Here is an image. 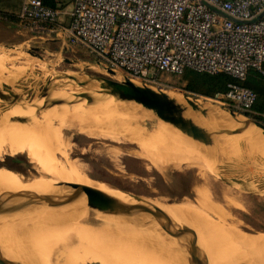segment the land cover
<instances>
[{
    "label": "rangeland",
    "instance_id": "obj_1",
    "mask_svg": "<svg viewBox=\"0 0 264 264\" xmlns=\"http://www.w3.org/2000/svg\"><path fill=\"white\" fill-rule=\"evenodd\" d=\"M66 1L71 0H61V4ZM21 2L22 0H7L9 19L5 24H0V95L6 98V100L0 99V170H19L22 177L54 175L46 171L51 166L54 170L66 175H72L74 172V175L78 174V178L81 177L90 184L109 185L122 193L138 196L159 209L162 208L163 212L170 211L167 212L169 215L164 213L168 218L169 216L173 218L171 213L176 212L174 214L176 219H174L177 220L178 217L181 223L178 220L174 223L189 227L188 234L192 232L191 238L186 237L187 233L184 237L189 241L194 236L195 241L192 239L190 243L188 242L197 249H194V252L198 255L199 249L202 251L207 248L205 250L209 254L205 253V250L202 251L201 256H204L198 255L200 262L197 261V264H264L263 244L260 249L249 250L248 253L235 250L231 241L234 231L231 232V227L236 229L234 232L241 239L255 241V238L264 237V138L261 139L262 135L260 140L248 137L243 133L247 129L245 127V130L240 129L238 125L240 122L237 121L240 118L247 121L251 119L242 114L234 115L226 110L215 96L206 97L188 91L190 72H184L179 76L162 75L156 84L131 80L136 85L162 91L166 95H179L184 102L187 97L199 106L196 112L190 113L201 125L193 119L191 121L210 135L212 144L206 146L197 140L193 141V138L175 127L161 123L157 116L158 121L150 118L143 110L102 90L105 84L103 79L118 83L126 77L119 70L115 75H111L103 66H97L95 59L87 51L68 43L67 33L63 29L68 24L69 10L59 13L58 23L50 31L35 33L26 26L19 25L15 18ZM254 74L251 72L247 79L257 81ZM260 84L264 86L263 82ZM71 87L83 90V93L71 94ZM42 88H47L46 92H43ZM85 88H89L87 91L94 93L96 97L84 93ZM99 90L101 91L98 92ZM16 96L18 99L14 102L13 98ZM187 106L191 109V106L188 104ZM205 107L211 109L207 111ZM202 111H205V116L202 115ZM127 112H133L134 117ZM115 116L119 117V119L116 117L117 121H114ZM65 119L68 120L67 124ZM77 123L80 124L77 125ZM126 124H132L138 128ZM229 128L236 129L231 132L240 131L237 132L238 136L236 137L235 133L233 135ZM122 129L127 130L125 132ZM115 131L119 136L115 134ZM244 134L249 139L242 136ZM148 135L153 137L154 147L149 145L150 148H146L145 143L141 144ZM151 147L154 153L150 152ZM162 151H164L163 154ZM179 156L189 161L190 166L186 167L181 163ZM46 161L50 162L51 166H48ZM174 162L178 163L175 169L172 168ZM191 165L197 167L193 168ZM162 170L168 172L166 177L160 173ZM50 180L53 184L58 181L60 184L67 183V179L64 178ZM7 182L12 183L16 180ZM197 182L198 187L195 189L193 186ZM176 200L182 206L188 203L182 208L184 211L173 206ZM27 203L32 205L34 201L29 200ZM40 206L44 211L55 209L45 208L41 204ZM22 209L24 208L19 210ZM31 210H33L32 206L29 212ZM92 210L93 206L90 208V211ZM172 210L174 211L171 212ZM12 213L16 215L15 212ZM146 215L144 218H147ZM86 217L89 221L87 223H90L92 228V237L102 244L97 228L101 222L95 220L94 213ZM32 218L36 220V217ZM118 221L114 220L117 224L115 245L116 249L123 253V259L117 264H124L126 258V264H139L143 258L145 262L148 259L149 264H167L168 260H170L168 264H182V254L180 255L177 248H173L176 247L175 244L173 246L163 230L155 234L163 244L166 243V252L169 253H158V249L153 246L145 232L140 253L135 250L133 239L124 223L122 221L118 223ZM183 221H185L184 224ZM199 227L203 234L199 231ZM195 228L197 229L194 230ZM160 233L166 234L167 237L159 236ZM19 237L25 240L22 242L25 244H19L21 241L18 245L16 244L19 249L15 252L23 258L22 261L25 260L29 264H61L63 262L62 260L59 262L54 257L51 260L49 249L46 247L49 244L42 247L36 236H30L28 239H25L24 235ZM202 237L200 245L196 240ZM167 243L172 247H169ZM257 243L258 241H255L252 244ZM49 247L53 248L51 245ZM72 247L75 249L76 255L73 257L77 264H97L90 256L88 239L74 240ZM155 248L156 251L152 255ZM171 248L174 249L173 251L177 250L175 254L173 253L174 255L170 254ZM124 252L128 253V257L125 258ZM175 255L179 256L174 259ZM205 257L210 260L208 261Z\"/></svg>",
    "mask_w": 264,
    "mask_h": 264
},
{
    "label": "built area",
    "instance_id": "obj_2",
    "mask_svg": "<svg viewBox=\"0 0 264 264\" xmlns=\"http://www.w3.org/2000/svg\"><path fill=\"white\" fill-rule=\"evenodd\" d=\"M58 15L41 0H23L15 14L35 33L50 31ZM63 31L97 66L126 79L156 84L186 71L227 75L237 83L216 99L264 125L256 93L241 85L251 72L264 80V0H72Z\"/></svg>",
    "mask_w": 264,
    "mask_h": 264
},
{
    "label": "bare ground",
    "instance_id": "obj_3",
    "mask_svg": "<svg viewBox=\"0 0 264 264\" xmlns=\"http://www.w3.org/2000/svg\"><path fill=\"white\" fill-rule=\"evenodd\" d=\"M110 73V72H108ZM116 72L114 73H110L111 75H115ZM133 80H137V79H130V81ZM119 84L126 86V82L125 79H123V81L118 82ZM134 85H136V83L132 82ZM89 85V84H88ZM98 87V85H96ZM89 87V86H88ZM90 87L93 88V86L90 85ZM79 88V87H78ZM91 88V89H92ZM86 89V90H85ZM84 90L86 92V94H90L93 97H96V95L94 96V93L87 91L89 90V88H85ZM101 90H99L98 92H100ZM77 92H82L83 90L80 91V89H76V88H72L70 90V93L72 94H76ZM96 92V89H95ZM81 93V94H82ZM102 93V92H101ZM85 94V95H86ZM77 95V94H76ZM104 96V95H102ZM170 99L174 100L176 104L180 105L183 109V114L182 116L187 119V118H191L190 120H194L196 123L200 124V122L196 121V119L193 117V115L190 112H196V110H193L192 107L191 109L187 106V103L184 102V100H182V98H180V96H176L175 94H169L167 95ZM4 97V96H3ZM99 97V95H98ZM85 98V97H83ZM100 99H102L100 97ZM6 100V98L4 99ZM117 100V99H116ZM115 100V102H116ZM83 100H81L82 102ZM124 102L139 108L141 110H143L150 118L155 119L156 121H158L159 119L156 118L157 113L162 112V110H160L157 107L154 106H144L141 105L139 103H136L132 100L127 101V100H123ZM78 103H81L80 101H77ZM118 103V102H117ZM122 103V102H120ZM52 104V103H51ZM200 104V103H199ZM124 106V105H123ZM122 107V106H121ZM125 107V106H124ZM123 107V108H124ZM199 107V106H198ZM203 108V107H202ZM206 108V107H205ZM204 108V109H205ZM207 111L210 110L208 108H206ZM205 109V110H206ZM132 110V109H130ZM214 110V109H213ZM128 111V110H127ZM134 111V110H133ZM212 111V110H211ZM215 111V110H214ZM93 113V111H92ZM129 113L130 116L134 117V113L133 112H127V114ZM212 113V112H211ZM215 114V113H214ZM113 115V114H112ZM128 115V116H129ZM120 116V115H119ZM129 116V117H130ZM111 117V116H110ZM117 116L114 117V119H116ZM121 117V116H120ZM136 117V116H135ZM119 119V117H117ZM123 118V117H122ZM121 118V119H122ZM132 118V117H131ZM118 119L114 120L117 121ZM120 119V120H121ZM134 119V118H132ZM230 120V118H228ZM66 120V124H67V119ZM64 120V121H65ZM70 120V119H69ZM119 120V122H120ZM63 121V123H64ZM74 121V120H73ZM123 121V119L121 120ZM161 123H167L173 127H175L176 129H178L179 131H181L178 127H176L175 125L164 121L162 119L159 120ZM237 121L240 122V124H238L240 127V129L245 130V128L247 129V131L243 132L246 135H248V137H254L257 140H260L261 135L263 136L261 139L264 138V134H263V130L257 126L255 123L251 122V121H247L244 118H240ZM80 122V121H79ZM125 122V121H124ZM62 123V124H63ZM126 123V122H125ZM128 123V122H127ZM194 123V122H193ZM80 123H77V125ZM195 124V123H194ZM76 125V124H75ZM127 125V124H126ZM125 125V126H126ZM132 124H128L127 126H130ZM201 125V124H200ZM218 125V124H217ZM221 125V124H220ZM66 126V125H64ZM63 126V127H64ZM74 126V125H73ZM133 128H138L134 125H132ZM131 126V127H132ZM169 127V126H168ZM245 127V128H244ZM124 128V127H123ZM128 128V127H127ZM237 128V129H239ZM130 129V128H128ZM142 129V127H141ZM202 129V128H201ZM228 129V128H227ZM123 131L126 132L125 129H122ZM136 130V129H135ZM178 135H181L178 131H176L175 129H173ZM230 132L232 129H230ZM236 129L232 130L235 131ZM133 131V130H132ZM139 131V130H138ZM137 131V132H138ZM130 132V131H129ZM183 132V131H181ZM231 132L232 134L235 133V136H238V133L240 132ZM124 133V132H123ZM184 133V132H183ZM116 134V131H115ZM113 133V135H115ZM125 134V133H124ZM133 134V133H132ZM135 134V133H134ZM185 134V133H184ZM237 134V135H236ZM242 135L244 137H246V135ZM117 135V134H116ZM128 135V134H127ZM234 135V134H233ZM119 136V135H117ZM138 136V135H137ZM112 137V136H111ZM157 137V136H156ZM241 137V136H239ZM153 137L151 136H146L143 143L141 142V144L143 145L145 143L146 148H150V146H155L154 145V141L152 139ZM243 138V137H241ZM247 138V137H246ZM245 138V139H246ZM139 139V138H138ZM143 139V138H142ZM244 139V138H243ZM242 139V140H243ZM249 139V138H247ZM251 139V138H250ZM158 140V139H157ZM193 141H195L194 139H192ZM239 140V138H238ZM148 141V142H147ZM251 141V140H250ZM198 142V141H197ZM196 143V145H198V143ZM158 143V142H157ZM138 144V143H137ZM156 144V143H155ZM201 143H199L200 145ZM150 145V146H149ZM149 146V147H147ZM159 146V145H158ZM164 146V145H163ZM203 146V145H202ZM142 147V146H141ZM140 147V148H141ZM52 149V148H51ZM58 149V148H57ZM143 149V148H142ZM160 149V148H159ZM158 149V150H159ZM24 150V149H23ZM50 150V149H49ZM144 150V149H143ZM146 150V149H145ZM148 150V149H147ZM150 152L152 153L153 148L151 147ZM148 150V151H149ZM156 150V149H155ZM163 150V149H162ZM46 151V149H45ZM160 151V150H159ZM122 152V151H121ZM164 151H162L163 154ZM43 153V152H42ZM154 153V151H153ZM167 153V151H166ZM171 153V152H170ZM170 153H168V155H170ZM176 153V152H175ZM9 154V153H8ZM16 155V154H15ZM13 155V156H15ZM27 155V154H25ZM48 155V154H47ZM116 155V154H115ZM159 155V154H158ZM44 156V155H43ZM139 156V155H137ZM165 156V155H164ZM174 156V155H173ZM46 157V156H45ZM44 157V158H45ZM140 157V156H139ZM162 157V155H161ZM180 157V156H179ZM170 158V157H169ZM42 159V158H41ZM144 159V158H143ZM146 159V158H145ZM148 159V158H147ZM47 160V159H46ZM33 161V160H32ZM31 161V162H32ZM41 161V160H40ZM150 161V160H149ZM170 161V160H169ZM175 161V160H174ZM179 161V160H178ZM30 162V165H32V163ZM152 162V161H151ZM150 162V163H151ZM171 162V161H170ZM180 162L185 164L186 167H189V161L187 162V160H183L180 157ZM29 163V162H28ZM46 163L48 164V166H51L47 161ZM35 165V163H33ZM33 165V166H34ZM45 165V163H44ZM180 165V164H179ZM195 165V163H194ZM191 167H195V166ZM46 166V165H45ZM31 167V166H30ZM47 167V166H46ZM52 167V166H51ZM48 167L46 169L47 172H51L54 173V175H39L37 177H34V175L31 176H27V177H22V174L19 173V170H11V171H5V170H0V198L5 199L3 200L5 202V208H12L16 205L20 206V208H24L27 210H19L16 213V215L14 213H9L8 215H0V249L2 252V255L11 261L17 262L19 264H29V262H25V260L22 261L23 258H21V256H19V254H17L15 251H17L16 249H19L16 244H23L22 242L25 241L23 238H20L19 235H24V238L26 236L25 239L30 238V236H36L38 238V240L41 242L42 247H44L46 244L51 245L53 248L48 247L49 249V258H51V260L54 258H56L58 261L62 260L63 262H61V264H77L76 260L74 259V255H76L75 253V249L72 247V242L74 240H78V239H88L89 242V251H90V256L93 260V262H96L97 264H117L118 262H121L123 259V253L120 252L119 249H116V245H115V240H116V228H117V224L114 222L115 219H117V221L120 219L126 229L128 230V232L131 235V238L133 239L134 242V248L136 251H139L141 253L142 250V244H143V237H144V232L147 234L148 239L151 240L152 244L154 247H156L158 249V253L160 254H166V247L165 244H163V242L160 240V238H158L156 235L157 231L158 232H163L161 227L154 222L150 215H146L147 218H144L145 216V209L144 206L141 202L135 200L132 196L122 193L120 191H117L113 188H111L109 185L106 184H102V183H97V184H90L89 182H87L86 180H83L79 177V175L77 174H73L74 172H72V175H66L64 173L58 172L56 170H54L53 168ZM154 167V166H153ZM178 167V163L174 162L172 165V168L175 169ZM190 167V168H191ZM197 167V166H196ZM195 167V168H196ZM14 169V168H13ZM18 169V168H17ZM73 169V168H72ZM179 169V168H178ZM177 169V170H178ZM188 169V168H187ZM201 169V168H200ZM199 169V170H200ZM210 169V168H209ZM10 170V169H9ZM180 170V169H179ZM198 170V169H197ZM74 171V170H73ZM203 171V170H201ZM159 172V171H158ZM172 171H170L171 173ZM200 172V171H199ZM71 173V172H70ZM77 173V171H76ZM161 174H164L163 176L166 177L167 175V171L163 172V170L160 172ZM160 174V175H161ZM62 177L64 179H67V183L66 184H60L59 181L56 182L55 184H53V182L50 179H57V180H61ZM84 178V176L82 177ZM14 180H16V182H12ZM197 179V178H196ZM7 181H11L12 183H9ZM40 183V184H39ZM37 184V185H34ZM53 184V185H52ZM25 186V187H24ZM79 186H84V187H88V188H94L96 190H100L102 192H105L109 195H111L112 197L109 198L108 200H101L99 197H97L96 195H92V194H88L83 190L79 189ZM195 189H197L198 187V182L194 184L193 186ZM190 188V187H189ZM191 189V188H190ZM49 190H53V191H49ZM179 191V190H178ZM182 191V190H181ZM17 192L22 193V195L20 194V197L15 198V194ZM69 194L72 196L73 200L71 203L69 204H64L63 202V196ZM195 195V194H194ZM197 195V194H196ZM2 196V197H1ZM47 198L53 199L54 201H59V206H51L48 205L46 203ZM87 198V199H86ZM29 200H33L34 203L32 205H30L29 203H27V201ZM179 200V199H178ZM185 201V200H184ZM118 202H122L125 204H128L130 206H132V209L127 213V215H123V216H112V215H107L104 214V212L107 210V208L114 204V203H118ZM198 202V201H197ZM196 202V203H197ZM194 203V202H193ZM199 203V202H198ZM40 204L45 207V208H55L52 211H44L43 208H41ZM188 204V203H187ZM187 204H185L184 206H187ZM175 205V208H183L184 206L181 205V203L179 204V202L176 200L175 203H173V206ZM196 205V204H195ZM30 206L33 207V210H31V212H29L30 210ZM91 206H93V210L90 211ZM189 206V205H188ZM194 207V205H193ZM35 208V209H34ZM37 208V209H36ZM176 208V209H177ZM162 210V208H160ZM174 209V207H173ZM197 209V208H196ZM41 210V211H40ZM164 210V209H163ZM174 210H172L171 212H173ZM182 211H184L182 209ZM208 211V210H207ZM45 212V213H44ZM166 214H168L167 212L170 211H165ZM186 212V211H185ZM35 213H37L36 215H34ZM94 213L95 216V220H99L101 223L99 225H97L98 227V237H100L102 244L99 242V240L94 239L92 237V228H90V223H87L88 219L87 217L85 218V216H88L90 214ZM176 213V212H175ZM174 213V214H175ZM184 213V212H182ZM208 213V212H207ZM210 215L212 214L211 212H209ZM14 214V215H12ZM165 214V218L168 222L175 224L176 221L179 219L177 217V220H175V215L171 213L172 216H174L173 218L169 216L166 217ZM187 213H185L186 215ZM169 215V214H168ZM184 215V214H183ZM206 215V214H205ZM11 216V219H9ZM15 216V217H13ZM36 217V220H34L32 217ZM191 216V215H190ZM212 216V215H211ZM9 217V218H7ZM183 217V216H182ZM186 217V216H185ZM213 217V216H212ZM175 218V219H174ZM188 218V217H187ZM194 218V217H193ZM173 219V220H172ZM190 219V218H189ZM175 220V221H174ZM180 220V219H179ZM181 223V221H179ZM196 220V219H195ZM121 221H118V223ZM191 221V220H190ZM193 221V219H192ZM200 221V220H199ZM207 221V220H206ZM7 222V224H5ZM89 222V221H88ZM175 222V223H174ZM185 221H183L184 224ZM196 222V221H195ZM214 222V221H213ZM179 223V225H180ZM187 223V221H186ZM202 222L200 221V224ZM188 224V223H187ZM198 224V223H196ZM122 225V224H121ZM177 225V224H176ZM181 226V225H180ZM184 226V225H183ZM191 226V225H190ZM193 223H192V227H193ZM200 226V225H199ZM234 226V225H233ZM197 227V226H196ZM203 227V226H202ZM189 228V227H188ZM200 228V227H199ZM230 227H228L229 229ZM197 228H195L194 230H196ZM227 229V228H226ZM146 230V231H144ZM232 230H234L236 232V229H232L231 227V232ZM198 231V230H197ZM199 231L202 232V229L200 228ZM217 231V230H216ZM233 231L232 233V237H231V241L232 244L234 245L233 247L235 248V250H239L241 252H248L249 250H254L256 251V249H260L262 247L261 244H263L264 246V237L261 238H255V241H258L257 244H252L255 243L254 240H247V239H241L240 237L238 238L236 236V233ZM28 232V236L26 235V233ZM191 232V230H190ZM229 232V231H228ZM230 232V233H231ZM156 233V234H155ZM165 233V232H164ZM187 234L186 237L192 235V232L190 234L189 231L186 232ZM197 232H195L196 234ZM200 232H198L199 234ZM193 234V235H195ZM203 234V232H202ZM163 235L162 233L159 234ZM166 235V234H165ZM163 235V236H165ZM168 235V234H167ZM185 235H183L180 238H172L171 236L168 235L169 239L171 240V243H173V246L175 244L176 247L173 248H177L179 250L180 255L182 254L183 260L182 264H197V261L200 262V257H198V255L202 254V251H204L205 249H203L202 251H200V249L198 250V255L197 252H194V250L187 251V247L191 246L189 245L190 241H187V239L184 237ZM23 237V236H22ZM167 237V236H165ZM163 238V237H162ZM188 238H191L188 237ZM199 238V235H198ZM197 238V239H198ZM21 239V240H20ZM147 239V240H148ZM168 239V238H166ZM194 240V239H193ZM199 240V242H198ZM196 240L198 244H200V241L203 240V237ZM27 241V240H26ZM195 241V240H194ZM170 242V241H168ZM189 242V243H188ZM202 243V242H201ZM25 244V243H24ZM23 244V245H24ZM151 244V245H152ZM168 244V243H167ZM194 244H196L194 242ZM203 244V243H202ZM169 247L170 244H168ZM201 245V244H200ZM22 246V245H20ZM199 246V245H198ZM203 246V245H202ZM201 246V247H202ZM40 247V246H39ZM125 247V246H124ZM154 247L152 249H154ZM168 247V248H169ZM126 248V247H125ZM144 248V247H143ZM147 248V247H146ZM150 248V247H149ZM153 250V254L154 255V251ZM171 248L172 250H170V254L174 255L176 251H173L174 249ZM24 249V248H23ZM46 249V248H44ZM202 249V248H201ZM257 249V250H258ZM40 250V249H39ZM149 250V249H148ZM151 250V249H150ZM195 250H197L195 248ZM55 251V252H54ZM146 251V250H144ZM143 251V252H144ZM173 251V252H172ZM208 251V250H207ZM16 254H15V253ZM32 252V251H31ZM57 252V253H56ZM150 252V251H149ZM172 252V253H171ZM201 252V253H200ZM205 253L206 250L204 251ZM125 253V258L128 257V253ZM169 253V252H168ZM174 253V254H173ZM196 253V254H195ZM249 253V252H248ZM44 254V253H43ZM42 254V255H43ZM151 254V253H149ZM204 254V253H203ZM209 254V253H208ZM207 254V256H208ZM23 255V254H22ZM56 257H55V256ZM119 255V258H118ZM170 255V257L172 256ZM148 256V255H147ZM176 256L178 257L179 255H175L174 259L176 258ZM204 256V255H203ZM201 256V257H203ZM45 257V256H43ZM165 257V256H164ZM46 258H48V256L46 255ZM61 258V259H60ZM118 258V261H117ZM146 258V257H145ZM151 258V257H150ZM166 258V257H165ZM168 258V257H167ZM198 258V259H196ZM207 259V257H205ZM209 258V257H208ZM155 259V257L153 258V260ZM157 259V258H156ZM172 259V258H171ZM203 259V258H202ZM201 259V260H202ZM40 260V259H39ZM50 260V259H47ZM161 260V259H160ZM178 260L180 261V259L178 258ZM204 260V259H203ZM208 261L210 260L207 259ZM146 260L143 258L141 260V262L139 264H146L148 263V259L147 262H145ZM170 261V260H168ZM167 261V264H168ZM60 262V261H59ZM175 262V260L173 261V263ZM50 263V262H48ZM55 263V262H54ZM57 263V262H56ZM127 263V258L124 264ZM153 263V262H152ZM178 263V262H177ZM208 263V262H207ZM261 263V261H260ZM31 264V263H30ZM34 264V263H32ZM122 264V263H121ZM128 264H134V263H128ZM149 264V263H148ZM165 264V263H164ZM175 264V263H174ZM201 264V263H199ZM205 264V263H204Z\"/></svg>",
    "mask_w": 264,
    "mask_h": 264
},
{
    "label": "water",
    "instance_id": "obj_4",
    "mask_svg": "<svg viewBox=\"0 0 264 264\" xmlns=\"http://www.w3.org/2000/svg\"><path fill=\"white\" fill-rule=\"evenodd\" d=\"M110 73H114L112 70H108ZM105 84L102 87V90L106 91L107 94H110L112 96L118 97L122 100L127 101H134L136 103H139L144 106H154L162 110V112L157 113V117L159 119H162L164 121H167L176 127H178L181 131H183L185 134L193 138L194 140H197L201 142L202 144L206 146H211L212 140L209 134H207L203 129L197 127L191 120L185 119L182 116L183 109L180 105L176 104L174 100L170 99L165 93L162 91H155L153 89H150L145 86L140 85H134L129 79H125L126 86H123L119 83L110 81V80H104ZM43 92H46L47 88L41 89ZM0 99H5L2 95H0ZM14 102L16 101L17 96L13 98ZM186 103L192 107L193 110H197L198 106L196 104L192 103L187 97H185ZM8 100V99H7ZM89 101L90 98H88ZM202 115L205 116V111H202ZM251 122L255 123L257 126H259L263 130L264 134V125L258 121L252 120ZM80 190L85 191L88 194L96 195L99 197L102 201L108 200L112 196L102 192L100 190H96L94 188H88L84 186H79ZM20 194L22 193L17 192L15 194V198L20 197ZM132 196L135 200L141 202L145 209V214L150 215L152 220L156 222L161 229L171 236L172 238H180L182 237L187 231H189L188 227L186 226H180L176 224H172L168 222L165 218L164 212L156 207L155 205L151 204L150 202H147L143 200L142 198L138 196ZM2 197V196H1ZM5 199L0 198V215H8L12 212H17L20 209V206L16 205L12 208H5V202L3 201ZM48 201L46 203L51 206H59V201H54L53 199L47 198ZM63 203L69 204L73 201V198L71 195L66 194L63 196ZM4 203V204H3ZM132 209V206L118 202L110 205L107 210L104 212V214L112 215V216H123L127 215V213ZM194 246L187 247V251L194 250ZM0 264H19L17 262L11 261L6 259L1 252L0 249Z\"/></svg>",
    "mask_w": 264,
    "mask_h": 264
},
{
    "label": "trees",
    "instance_id": "obj_5",
    "mask_svg": "<svg viewBox=\"0 0 264 264\" xmlns=\"http://www.w3.org/2000/svg\"><path fill=\"white\" fill-rule=\"evenodd\" d=\"M41 4L42 6L54 11H58L61 8V2L59 0H41ZM0 17V21L2 22H7L9 19L8 13H0ZM186 72H190L187 90L206 97H214L216 94L224 92L228 83H237L235 79L224 74L209 75L195 73L192 71ZM254 75L257 77V81L248 78L245 82L241 83V85L253 90L256 93L257 100L254 110L261 111L264 107V86L260 83H264V80L257 74ZM250 118H254V120L258 122L260 121L258 117Z\"/></svg>",
    "mask_w": 264,
    "mask_h": 264
},
{
    "label": "crops",
    "instance_id": "obj_6",
    "mask_svg": "<svg viewBox=\"0 0 264 264\" xmlns=\"http://www.w3.org/2000/svg\"><path fill=\"white\" fill-rule=\"evenodd\" d=\"M61 2V0H59ZM23 2V0H22ZM21 2V3H22ZM72 8V0L66 1L64 4H61V8L58 10V14L62 11H68V21H69V13ZM9 11V4L7 3V0H0V13H8ZM6 22L0 21V24H5Z\"/></svg>",
    "mask_w": 264,
    "mask_h": 264
}]
</instances>
